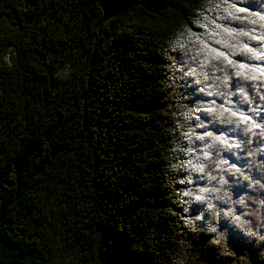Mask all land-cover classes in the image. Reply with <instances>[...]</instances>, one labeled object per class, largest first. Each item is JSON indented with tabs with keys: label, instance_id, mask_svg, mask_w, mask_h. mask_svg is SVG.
<instances>
[{
	"label": "trees",
	"instance_id": "trees-1",
	"mask_svg": "<svg viewBox=\"0 0 264 264\" xmlns=\"http://www.w3.org/2000/svg\"><path fill=\"white\" fill-rule=\"evenodd\" d=\"M219 2L0 0V264H264V78L203 64L264 71V0Z\"/></svg>",
	"mask_w": 264,
	"mask_h": 264
},
{
	"label": "snow or ice",
	"instance_id": "snow-or-ice-1",
	"mask_svg": "<svg viewBox=\"0 0 264 264\" xmlns=\"http://www.w3.org/2000/svg\"><path fill=\"white\" fill-rule=\"evenodd\" d=\"M246 4V0H245ZM215 7L220 9L222 8L224 11L228 13L229 16L232 15V13H244L246 11V7H237L236 4L231 3V0H220L219 3L215 4ZM259 21L261 22L260 26L264 27V15H261L259 17ZM253 24H256V20L250 21ZM245 35H247L245 33ZM255 36H252L251 39H255ZM243 52L249 53L251 55V58L253 59H259L256 55V53L249 48L247 45H244ZM202 54V53H201ZM222 60L224 63V67H220L218 63H212V61H220ZM203 64L205 66H209L211 68L216 69L217 71L224 72L227 67H232L238 69V71L235 73L237 76L242 77L243 79L246 80H256V79H261L264 78V71L259 70V69H249L248 65L246 64H235V62L231 61L227 55L221 52H215L211 57L206 58L203 61ZM252 73H257L256 75H253ZM209 77L205 74V79H208ZM215 79L219 80V85H215L216 91L210 93L211 95H219L223 96V102L217 103L215 100L207 107H200L197 110L202 111V112H207L209 115H211L215 121H218L220 123H228L231 124L233 122L239 124H246L247 128L246 130L251 131L254 128H257L258 125L253 122V119L250 115H244L243 113H240L238 109H234L232 106V102L229 99V96L231 94H228L226 92H221L220 91V85H223L226 87L227 84V78L226 77H215ZM264 99V97H262ZM188 117L185 116V119ZM187 135V134H185ZM209 138L213 144L218 143L220 146H224L227 141L224 139L222 135L218 136H212L210 132H206L204 136L197 137V139L204 140L205 138ZM211 147V145H209ZM207 158V155L205 156ZM200 170V169H197ZM204 191V190H202ZM185 195H189V193H185ZM196 201H201L203 197L201 195H196L194 197ZM195 220H200V216H195ZM236 221H239V217H234ZM212 232H216L215 227H211L209 229ZM219 236V234H218ZM223 239L222 236H219V238L215 241L216 243H220L221 240ZM260 240L264 241V234L260 235L259 237ZM112 247L116 251L117 255L123 254V247L121 245V242L117 239H113L112 241ZM117 264H128L127 261H118Z\"/></svg>",
	"mask_w": 264,
	"mask_h": 264
}]
</instances>
